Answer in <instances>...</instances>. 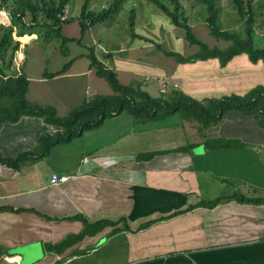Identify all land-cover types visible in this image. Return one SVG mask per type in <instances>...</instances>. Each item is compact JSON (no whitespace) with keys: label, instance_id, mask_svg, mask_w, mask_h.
<instances>
[{"label":"crops","instance_id":"1","mask_svg":"<svg viewBox=\"0 0 264 264\" xmlns=\"http://www.w3.org/2000/svg\"><path fill=\"white\" fill-rule=\"evenodd\" d=\"M4 25H11L10 16ZM66 26H62L65 36H81V26L78 34H69ZM25 35L23 39L30 42L20 50L25 59L19 72L29 78V101L52 105L64 116L97 95L114 93L91 67L88 56L94 46L70 41L65 54L62 42L52 43L44 33ZM142 37L133 39L153 43ZM72 42L83 49H72ZM224 42L221 48L231 43ZM156 47L164 49L161 44ZM121 50L128 51L126 47ZM108 53L107 57L112 56ZM238 56L225 66L218 58L177 59L185 67L183 71L178 67L182 82L173 86H181L183 93L204 103L232 95L207 97L220 90L229 93L233 76L244 80L248 70L221 74L231 64L239 69L246 66L240 61L247 62V57L236 59ZM122 60L127 65L122 69L101 61L117 72L122 84L134 82L143 88L146 82L148 88L143 89L149 90V76L139 77L128 66V58ZM215 60L221 67L218 72L199 65ZM66 63L70 65L63 73L45 76V72L59 73ZM145 63L154 66L151 61ZM259 70H264V63ZM12 71L18 74L14 67ZM206 73L222 76L208 78ZM161 89L168 92L169 86L162 83ZM199 126L198 121L185 120L179 113L157 121H137L125 111L68 143L55 144L44 154L40 135L57 134L62 127L34 115L4 123L0 157H15L18 163L0 162V206L17 210H0V264H264V203L237 200L238 194L264 198V115L231 110L218 124L203 131ZM217 138L237 139L243 145L207 148V142ZM149 153L156 155L136 160L137 155ZM54 172L69 178L52 185ZM216 183L218 194L206 188ZM221 197L220 203L210 205ZM177 209L184 211L166 217ZM122 215L127 216L128 227L120 221L64 251L48 248L81 232V217L94 221ZM150 220H154L150 225L141 226Z\"/></svg>","mask_w":264,"mask_h":264},{"label":"trees","instance_id":"2","mask_svg":"<svg viewBox=\"0 0 264 264\" xmlns=\"http://www.w3.org/2000/svg\"><path fill=\"white\" fill-rule=\"evenodd\" d=\"M71 0H0V10H6L11 17V25L0 24V128L4 123H15L24 115L40 116L46 122L56 124L63 128L57 134L50 135L43 133L39 137V145L45 148L44 154H48L52 146L58 143H68L75 137L82 136L85 131L101 126L107 118L113 117L122 112L133 115L137 121H157L166 119L179 113L185 120H195L200 123L199 130L216 125L223 120L231 110H237L247 115H264V86H256L247 94H232L223 98H214L209 102H202L183 92H175L169 97H153L144 90L139 83L124 85L120 82L117 72L107 67L96 55L94 47H91L89 59L91 67L96 69L98 76L106 78L112 87V95H97L92 100L85 101L81 105L73 108L64 116H60L52 105L33 103L27 98L29 78L22 71L16 74L12 71L16 51L20 47L17 36L37 33L36 29L46 27L45 38L57 37L62 40L63 53L67 54V43L70 41L82 42V36L93 25L113 19L124 0H112L108 7L99 11L91 9V0H85L82 8L80 26L81 37H67L62 33V26L69 23L73 18L62 19L59 14L63 13ZM153 3L157 9L165 14L173 24L185 30V37L190 44L199 46V50L189 56L166 51L168 56H175L179 61L206 60L218 58L225 66L235 56L247 53L253 62L264 60V47L255 45L254 23L257 11L254 9V0H231L234 10L241 18L246 20L245 34L239 31L226 29L223 27L221 19V9L217 0H200L206 5L207 16L205 21L210 33L231 43L221 48L219 46H209L201 40L193 31L186 14V6L182 0H147ZM47 22H40L39 17ZM30 16L31 22L27 23L24 18ZM131 28H135V21L131 17ZM133 38H143L132 30ZM111 54L108 53V56ZM70 63L64 64L59 73L45 72V76H55L63 73ZM237 139L217 138L207 142V148H233L241 146ZM186 149V148H184ZM21 154L19 156H23ZM156 153L137 155L136 160H147ZM0 162L11 164L17 161L15 157H0ZM223 200V197L210 201V205H216ZM239 202L264 203V198L249 197L238 194ZM189 208L192 209V206ZM0 210H17L12 207L0 206ZM182 209H177L166 217H172L181 213ZM77 218L79 216L77 215ZM84 228L81 232L70 234L61 242L51 244L48 248L51 251H64L75 243L84 239L85 236H94L107 226H117L120 221H125L127 226V216H120L117 219L100 218L90 220L81 217ZM154 220L143 223L141 226H148ZM121 229V228H120ZM125 229V228H124ZM118 230L114 228V232Z\"/></svg>","mask_w":264,"mask_h":264},{"label":"rangeland","instance_id":"3","mask_svg":"<svg viewBox=\"0 0 264 264\" xmlns=\"http://www.w3.org/2000/svg\"><path fill=\"white\" fill-rule=\"evenodd\" d=\"M111 2L112 0H91V9L99 11L104 7H108ZM84 3L85 0H71L65 9V11L67 10V16L73 18L69 23H66L68 24L66 27L69 34H78V31L80 30L78 18L81 17ZM182 3L186 6V14L189 18L190 25L193 27L195 34L201 40L206 42L209 46L221 47L224 43H226L224 42L225 40L219 39L210 33L205 21L207 9L204 3L200 0H182ZM217 3L221 9L223 27L245 34L246 20L241 18L236 10H234L231 0H217ZM253 5L254 9L257 11L254 23L255 45L257 47H264V0H254ZM153 13H155V16ZM131 17L135 21L134 29L130 27ZM24 20L27 23L31 22L30 16H26ZM39 21L42 23L47 22V20L42 18L41 15L39 17ZM153 23H157L156 29ZM46 29V27L41 26L36 29V32L37 34L45 33ZM132 30H134L137 34L140 33L146 36L156 46L157 44H161L164 49H159L154 46L153 43L145 40H134L131 37ZM80 37L81 36L79 34L78 38ZM82 37L83 40L81 43L87 44L88 46H94L96 54L109 67L115 66L121 69L126 68L127 65L122 59L127 57L130 63L128 66L132 69V71L137 72L139 77L142 78L149 76V83H152V87L147 91L154 96H168L170 94H174L175 92H183L181 86H173L174 82H182L181 74L177 73V69L182 63L179 62L175 56H167L165 52L172 51L183 56H189L199 50L198 45L190 44L186 39L185 30L183 28L173 24L165 14L157 9L153 3L147 0H124L123 5L113 19L98 23L93 25V27L91 26L89 31H86L85 35ZM50 41L52 43L62 42V40L57 37H52ZM78 43L72 42L70 43V46L72 49L77 48L80 51L83 48H80V44ZM29 47H31V43L27 47V52H29ZM123 47H126L128 51L122 52L121 48ZM108 52H110L112 56L107 57L106 55ZM15 57L13 67L15 70L19 71L22 64L20 59L15 60ZM243 57H247V62L241 59ZM236 59H241L240 63L242 62V65L246 66L239 69L236 67V64H231L226 68V70H223L221 74H234L236 71L233 72L232 69L237 71L248 70L247 74L243 75L244 80H241L238 76H233L230 78L231 89L229 90V93L220 90L216 93V95H208L207 97L214 98L225 94L244 95L256 86H264V70H259L260 63H264L263 60L258 64H255V62L249 60L247 54L239 55ZM147 61H151L154 66L147 67L145 63ZM215 61L216 62H207L205 65H199L204 68L207 67L212 70H217L216 72H218L221 67L219 60ZM184 67L185 66H180V71H183ZM222 75L219 73H216L215 75L206 73L205 76L210 78ZM167 76L168 78L164 79V77ZM205 80L207 83H210L209 79ZM105 81L107 82L106 78ZM162 83H166V86H169L168 92L162 93ZM147 85L148 84L146 82H143L144 89L148 88ZM207 97H205L206 99L204 100H207ZM189 132L190 131L188 130V137L191 141H193L194 138L191 134H189ZM218 185L219 184L216 183L212 187L209 186L206 188L214 191V194H218ZM204 196L209 197L211 195Z\"/></svg>","mask_w":264,"mask_h":264},{"label":"built area","instance_id":"4","mask_svg":"<svg viewBox=\"0 0 264 264\" xmlns=\"http://www.w3.org/2000/svg\"><path fill=\"white\" fill-rule=\"evenodd\" d=\"M67 11V10H66ZM66 11H64L63 13H60L59 14V16L62 18V19H65L66 17H67V15H66ZM10 16V15H9ZM9 16H8V14L5 12V10H0V24H7V23H9ZM15 39H18L17 37H15ZM20 40V49H23L24 48V45L26 44V42L25 41H23V40H21V39H19ZM18 59H20V61H21V64H23V62H24V56H23V54L22 53H20L19 51H17L16 52V57H15V60H18ZM88 160V157H86L85 159H84V161H87ZM68 178H69V176L68 175H64V174H60V173H57V172H54L53 174H52V177H51V180H50V183L52 184V185H56V184H58V183H60V182H65V181H67L68 180Z\"/></svg>","mask_w":264,"mask_h":264},{"label":"clouds","instance_id":"5","mask_svg":"<svg viewBox=\"0 0 264 264\" xmlns=\"http://www.w3.org/2000/svg\"><path fill=\"white\" fill-rule=\"evenodd\" d=\"M10 18H11V17H10ZM66 18H67V17H66ZM14 37H16V35H15ZM16 40H19V38L16 39ZM19 41H20V40H19ZM29 41H30V40H28L26 43H28ZM20 44H21V43H20ZM25 45H26V44H25ZM25 45H24V47H25ZM20 50H21V49H20V47H19V49H18L17 51L20 52ZM17 51H16V52H17ZM21 53H22V52H21ZM23 56H24V55H23ZM24 58H25V57H24ZM23 64H24V62H23ZM23 64H22V66H23ZM22 66H21V67H22ZM21 67H20V68H21ZM19 73H21V72L18 71V74H19Z\"/></svg>","mask_w":264,"mask_h":264},{"label":"bare ground","instance_id":"6","mask_svg":"<svg viewBox=\"0 0 264 264\" xmlns=\"http://www.w3.org/2000/svg\"><path fill=\"white\" fill-rule=\"evenodd\" d=\"M25 36H26V35H25ZM25 36H23V37H25ZM23 37H21V40H23V41H25V42H26L27 40H24V39H23Z\"/></svg>","mask_w":264,"mask_h":264}]
</instances>
